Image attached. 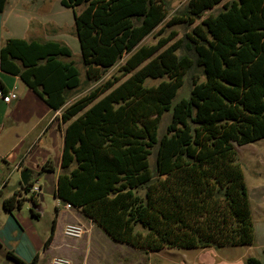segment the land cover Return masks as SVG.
Wrapping results in <instances>:
<instances>
[{
    "label": "trees",
    "instance_id": "trees-1",
    "mask_svg": "<svg viewBox=\"0 0 264 264\" xmlns=\"http://www.w3.org/2000/svg\"><path fill=\"white\" fill-rule=\"evenodd\" d=\"M6 2L0 0V13ZM60 5L72 12L83 81L65 44L10 38L0 47V71L61 113L63 149L53 196L113 242L141 252L252 246L235 146L264 139V0H187L164 27L190 30L169 45L174 31L141 45L166 20L165 0ZM116 66L118 74L104 79ZM194 68L202 80L192 75L188 96L174 102ZM82 84L92 86L68 104ZM0 90L7 92L1 82ZM166 113L170 119L160 134ZM53 170L48 162L26 186L19 182V190L3 199L4 210L20 208L24 198L18 196ZM7 256L37 264V255L29 263ZM244 264L262 263L248 257Z\"/></svg>",
    "mask_w": 264,
    "mask_h": 264
},
{
    "label": "rangeland",
    "instance_id": "rangeland-1",
    "mask_svg": "<svg viewBox=\"0 0 264 264\" xmlns=\"http://www.w3.org/2000/svg\"><path fill=\"white\" fill-rule=\"evenodd\" d=\"M165 1L168 10L166 20L155 28L150 35L145 37L141 45L154 44L158 39L165 38L169 36L171 31H174L177 35L167 44L169 45L182 38L183 34L190 30V28L184 26H175L167 29L164 27L165 22L177 10L182 8L187 0ZM22 2L24 5L19 6L22 19L16 26L18 29L15 34L21 33L23 38L34 36L40 40H53L68 46L72 52L71 60L79 68L81 80L83 81V68L80 63L78 41L74 35L71 10L63 8L60 5V0H22ZM221 5L222 3L217 9ZM126 57L127 55H124L118 65H121ZM117 69V66L110 69L105 74L104 79L117 75ZM2 75L0 77L7 79V82L11 81V76ZM192 75L193 78H197L199 81L202 80L200 69L194 68L192 72L186 75L184 84L174 102L188 96L191 89ZM158 82L159 80H154L150 84H157ZM91 86L82 84L70 97L68 104L85 95ZM21 114L24 115L25 112L16 110L11 114L10 108L0 100V264H16L7 256V252H12L25 263H29L34 254L38 253L39 261H37V264H49L44 256L46 249H43V244L51 232L52 221L56 219L57 214L59 215V221L56 224V229L54 228L53 244L57 246L61 243H66L68 247H82V251H87L88 253V264H204L205 259L202 256L207 258L212 250L205 252L202 256H200L202 250L197 249H164L158 252L145 253L134 250L127 245L111 241L98 227L94 224L91 227V224L85 220L74 221L84 226L85 233L83 237L78 240L66 239L62 235L61 219H68L74 215L75 211L74 209L66 210L64 203L53 196L55 181L54 178H50V173L45 174L43 172L44 175H40L36 180V184L42 188V200H40L39 196L36 198V204L41 209L38 218L31 216L29 200H27L29 197L28 192H22L18 196V198H24L20 208H15L10 212L4 210L2 207L3 199L19 190L21 168H17L15 164L20 161L21 157L26 156L27 148L38 132L34 131L22 145L18 144L17 134L24 135L25 131L31 126L28 123V125H21L17 129L10 125L11 119L18 118ZM169 119V113L162 116L159 124L160 134L164 132ZM22 120L27 119L24 118ZM2 130L4 131L3 133ZM235 150L247 188L254 229V243L250 247H234L224 250L213 249V251L220 256L227 253L230 256L229 260L234 261V264H244L245 259L248 257H256L264 264V139L244 146H235ZM38 151L33 150L26 157L24 164H31ZM32 251L33 253L30 255ZM53 256L65 257L72 264H84L79 262L81 259L79 253H75L76 261H73L70 254L59 251Z\"/></svg>",
    "mask_w": 264,
    "mask_h": 264
},
{
    "label": "crops",
    "instance_id": "crops-1",
    "mask_svg": "<svg viewBox=\"0 0 264 264\" xmlns=\"http://www.w3.org/2000/svg\"><path fill=\"white\" fill-rule=\"evenodd\" d=\"M14 3V5H13ZM22 0H7L6 5L3 11L0 13V47L3 45L5 40L10 38H18V39H39L37 37H28L23 38L21 33L15 34L17 31L18 23L21 21L20 8L19 6H23ZM40 40V39H39ZM47 40V39H45ZM11 76L0 71V75ZM2 75V76H3ZM0 82L5 87L7 92L14 91L17 95V99L14 100L11 104L6 105L10 108L11 114L16 110L24 111L25 114L18 116V118L11 119L10 125L14 128L19 129L21 125H31L30 128L25 131L24 135L17 134L18 144L22 145V143L27 140V138L34 133V131H38L36 136L32 139L30 146L27 148L26 156L21 157L20 161L15 164L17 168H21V171L25 169L31 170L34 172H39L40 168L46 163H51L53 167V172H45L50 173V178H54V188L57 180V176L60 172V161H61V153L63 149V128L64 125L60 122V111H53L46 106L42 99H40L36 94H34L30 89H28L22 81L16 77L11 76V81L7 82V79H3L0 77ZM23 117V118H22ZM27 120H22V119ZM27 121V122H25ZM8 126V125H7ZM5 130V129H3ZM2 130V133L4 132ZM37 147V149H36ZM33 150H39L36 153V157L32 159L31 164H24L26 161V157L30 155ZM22 166V167H20ZM43 176L44 174L41 173ZM36 182V180H35ZM37 183V182H36ZM42 192V188L40 186V194ZM42 195V194H41ZM11 196V195H10ZM8 196V197H10ZM7 197V198H8ZM5 199V198H4ZM72 210V209H71ZM74 215L70 216L68 219H61V225L64 227L67 223H78L74 221L85 220L90 226L93 227L95 224L82 215V213L78 210L74 209ZM55 229L57 227V223L59 221V215L57 214L55 219ZM94 224V225H92ZM96 226V225H95ZM97 227V226H96ZM100 229V228H99ZM88 231V229H86ZM101 230V229H100ZM102 231V230H101ZM103 232V231H102ZM104 233V232H103ZM105 234V233H104ZM106 235V234H105ZM107 236V235H106ZM54 237V233H53ZM108 237V236H107ZM109 238V237H108ZM110 239V238H109ZM111 240V239H110ZM112 241V240H111ZM229 248H223L218 250H224ZM135 250V249H134ZM212 250V251H211ZM57 251L61 253H68L70 257L75 260V253H79L81 259L80 263L88 264V253L82 251V247L78 246H67L66 243H61L60 245H54L53 239L49 246L46 248L44 252V256L47 259V262L55 257L53 256ZM138 251V250H137ZM210 256L205 258L202 256L205 252H210ZM33 251L30 255H32ZM227 255V253H224ZM37 255V261H39L38 253H35L34 256ZM220 256L217 253H214L213 249H203L201 255L204 260V264H234V261H230V256ZM33 256V257H34ZM32 257V259H33ZM31 259V260H32ZM30 260V261H31ZM29 261V262H30ZM76 261V260H75Z\"/></svg>",
    "mask_w": 264,
    "mask_h": 264
},
{
    "label": "built area",
    "instance_id": "built-area-1",
    "mask_svg": "<svg viewBox=\"0 0 264 264\" xmlns=\"http://www.w3.org/2000/svg\"><path fill=\"white\" fill-rule=\"evenodd\" d=\"M17 99L16 93L12 90L6 93H3L0 90V100L6 104H11L14 100ZM29 197L33 196L35 199L40 195V186L34 182L28 190ZM28 197V198H29ZM58 206V205H57ZM66 210L72 209L69 204H64ZM85 233V228L80 223H67L62 229V235L66 239L78 240L83 237ZM49 264H72L71 261L62 256H55L50 261Z\"/></svg>",
    "mask_w": 264,
    "mask_h": 264
},
{
    "label": "water",
    "instance_id": "water-1",
    "mask_svg": "<svg viewBox=\"0 0 264 264\" xmlns=\"http://www.w3.org/2000/svg\"><path fill=\"white\" fill-rule=\"evenodd\" d=\"M33 177V172L29 169H25L23 171H21L20 173V179L19 182L21 183V185L26 186L28 184V182L32 179ZM40 200H42V195H39ZM29 210L35 211L37 213L41 212V209L39 206H37V204H34L33 201H31L29 199Z\"/></svg>",
    "mask_w": 264,
    "mask_h": 264
}]
</instances>
